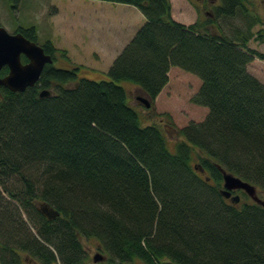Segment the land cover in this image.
<instances>
[{
	"label": "trees",
	"instance_id": "obj_1",
	"mask_svg": "<svg viewBox=\"0 0 264 264\" xmlns=\"http://www.w3.org/2000/svg\"><path fill=\"white\" fill-rule=\"evenodd\" d=\"M108 1L145 16L109 79L47 63L23 91L0 86V264H92L83 237L106 252L98 264H264V206L220 193L221 168L264 190V82L248 70L264 59L248 44L264 43V19L250 0H220L190 24L172 16L171 0ZM238 15L246 30L209 29ZM36 27L16 31L37 41ZM42 44L55 58L54 42ZM172 65L201 79L191 99L208 109L180 128L174 150L157 124L143 126L121 84L154 101ZM45 88L53 93L39 96ZM44 203L59 215L49 219Z\"/></svg>",
	"mask_w": 264,
	"mask_h": 264
},
{
	"label": "rangeland",
	"instance_id": "obj_2",
	"mask_svg": "<svg viewBox=\"0 0 264 264\" xmlns=\"http://www.w3.org/2000/svg\"><path fill=\"white\" fill-rule=\"evenodd\" d=\"M219 3L220 0H171L172 16L180 22L190 24L198 19L213 17V8ZM248 4L254 13L264 19V0H250ZM143 22L144 14L128 2L20 0L14 6L13 0H0L1 26L13 33L20 26L35 24L39 35L37 42L42 45L46 39H50L59 49L55 54L54 66L66 68L77 66L79 77L95 80L109 79L108 70L113 60ZM246 26V20L238 15L225 20L220 19L212 23L209 29L232 35L237 28L246 30ZM261 26L256 24L253 30L257 31ZM248 44L264 51V43L256 38H251ZM248 70L264 82V59L254 58ZM121 84L126 88L128 102L138 111L143 126L157 124L162 129L171 150H174L176 143L183 138L180 128L192 120H203L208 112L207 107L195 104L191 99L198 91L201 79L178 66L172 65L168 83L149 107L142 105L137 98L147 96L143 89L130 81H123ZM236 193L241 195L240 203L252 202L248 195L243 194L244 192ZM258 195L264 198V190H258ZM82 243L92 264H98L93 261L97 251L105 255L103 260L106 259V252L99 249L100 244L96 238L83 237ZM32 264L40 262L34 260Z\"/></svg>",
	"mask_w": 264,
	"mask_h": 264
},
{
	"label": "water",
	"instance_id": "obj_3",
	"mask_svg": "<svg viewBox=\"0 0 264 264\" xmlns=\"http://www.w3.org/2000/svg\"><path fill=\"white\" fill-rule=\"evenodd\" d=\"M22 55L27 57V61H22ZM50 53H46L44 47L26 37L22 32H9L5 27L0 26V70L7 66L8 73L0 75V86H5L12 91H23L28 86H33L40 78L42 69L47 63H52ZM39 96H49L52 90L45 88L39 90ZM145 107L151 106V99L147 96H137ZM203 171V168H199ZM223 173V186L220 188V193L224 198H229L232 203H238L241 199L240 194H233L232 192L237 189L244 190L249 197L254 201L264 206V198H261L257 192V186L247 181L240 176L227 171L224 168ZM209 179V177H206ZM41 211L49 219L55 218L59 215V211L51 205L44 203L41 205ZM104 259V255L97 252L93 256L95 262Z\"/></svg>",
	"mask_w": 264,
	"mask_h": 264
},
{
	"label": "flooded vegetation",
	"instance_id": "obj_4",
	"mask_svg": "<svg viewBox=\"0 0 264 264\" xmlns=\"http://www.w3.org/2000/svg\"><path fill=\"white\" fill-rule=\"evenodd\" d=\"M8 70H9V69H8ZM7 72H8V71H7ZM7 72H6V73H7ZM6 73H5V74H6ZM2 76H3V75H2Z\"/></svg>",
	"mask_w": 264,
	"mask_h": 264
}]
</instances>
